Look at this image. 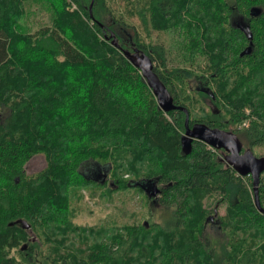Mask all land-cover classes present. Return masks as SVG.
<instances>
[{
  "label": "trees",
  "instance_id": "16d2710c",
  "mask_svg": "<svg viewBox=\"0 0 264 264\" xmlns=\"http://www.w3.org/2000/svg\"><path fill=\"white\" fill-rule=\"evenodd\" d=\"M36 1L47 5L50 24L28 33L26 0H0V264H264V214L251 183L221 150L193 141L182 152L184 112L159 109L122 53L161 66L153 71L189 125L232 132L241 151L264 147V0H125L144 30L171 34L168 48L181 65L171 70L166 48L140 43L106 0H92L91 15V0ZM186 87L207 99L208 112L196 115ZM37 155L45 167L26 174ZM105 183L108 194L135 188L151 204L161 195L179 205L174 226L75 225L74 195ZM215 197L207 209L204 199ZM258 197L264 209V178ZM222 203L224 215L211 220ZM210 226L225 237L220 253L218 240L204 237Z\"/></svg>",
  "mask_w": 264,
  "mask_h": 264
},
{
  "label": "rangeland",
  "instance_id": "374dc122",
  "mask_svg": "<svg viewBox=\"0 0 264 264\" xmlns=\"http://www.w3.org/2000/svg\"><path fill=\"white\" fill-rule=\"evenodd\" d=\"M105 7L111 12L114 18H121L126 28L129 32H137L138 41L144 45H162L166 48L165 57L166 70H171L174 67L181 66L176 59L175 51H171L168 47L171 42V34L169 31H156L148 29V31L143 29L139 16L135 10H132L131 6L126 5L125 0H106ZM72 8L75 9L76 6L72 4ZM24 10L27 12L23 24V30L28 33H33L37 31L38 28L50 24V15L48 7L45 3H40L36 0H26ZM201 59L199 60V62ZM155 67H158L157 62H153ZM161 69V66L158 67ZM185 93H189L191 100L193 101L195 108L194 111L196 115L208 112V101L207 99L196 98L192 94V91L185 89ZM203 108V110H200ZM210 148V147H209ZM252 153L259 157L264 155V147H258L252 149ZM45 159L42 155H37L32 157L25 165L26 174H33L45 167ZM91 164H88V168ZM97 166V165H96ZM103 171H99L98 175L102 176L105 174V167L102 168ZM94 174L95 171H92ZM264 173V171H263ZM124 179H129L128 175H123ZM244 183L249 186L251 179L249 176H240ZM260 178H264V174ZM249 184V185H248ZM251 188V186H249ZM252 196V189H250ZM219 197L211 198L209 200L204 199V206L207 209L213 207ZM152 203V202H151ZM145 195L136 190L135 188L119 189L114 190L110 194L107 193V183L103 186L92 185L89 188L80 189L77 194L74 195L71 201L70 207L72 210L71 217L72 222L78 226L84 227H101V226H122V225H132V224H144L146 226H159L161 228H172L175 223L174 219V209L177 205H173V202H163L161 200V195H159L158 200L151 204ZM178 207H180L178 205ZM177 207V209H178ZM226 210V204L222 203L217 207V213L219 216H223ZM211 228V229H210ZM204 237L212 240L214 243L213 250L215 253L222 252V245L224 244V236L221 232L216 231L215 227H207L204 231ZM103 240V238H102ZM37 241L38 237H37ZM41 250V248L39 247ZM11 254H15L12 251Z\"/></svg>",
  "mask_w": 264,
  "mask_h": 264
},
{
  "label": "water",
  "instance_id": "95a60500",
  "mask_svg": "<svg viewBox=\"0 0 264 264\" xmlns=\"http://www.w3.org/2000/svg\"><path fill=\"white\" fill-rule=\"evenodd\" d=\"M92 0L88 6L89 13L91 15ZM247 38H251L248 31L244 30ZM112 44L118 47L116 39H112ZM250 51V47H246L241 51L240 56L247 54ZM125 58L141 72L147 86L152 91L156 103L163 112H169L172 110H180L184 112V131L180 136V144L183 153H188L191 150L193 141L204 143L215 150H223L224 160L227 166L232 167L237 175L249 176L251 179V189L254 200L255 208L264 214V209L261 207L258 197V184L261 173L264 171V157L255 156L252 151H241V144L235 134L229 131H225L219 128H211L204 123L195 122L189 125L188 113L185 108L175 105L173 99L169 94L167 88L160 81L157 74L153 71V65L147 56L138 51L129 52L127 50L122 51ZM107 171V170H105ZM106 173L102 174L105 178ZM98 177H101L98 175ZM144 191L150 196L155 197L158 193V189L151 181H146L141 184ZM217 209L214 208V212L210 219L217 216ZM24 228H28V225L22 221ZM146 226L147 224L144 223ZM25 245H22L21 249H24Z\"/></svg>",
  "mask_w": 264,
  "mask_h": 264
},
{
  "label": "flooded vegetation",
  "instance_id": "af4514ba",
  "mask_svg": "<svg viewBox=\"0 0 264 264\" xmlns=\"http://www.w3.org/2000/svg\"><path fill=\"white\" fill-rule=\"evenodd\" d=\"M221 151L223 152V150H221ZM223 156H224V153H223V155H222V159H221V160L225 162V160H224Z\"/></svg>",
  "mask_w": 264,
  "mask_h": 264
}]
</instances>
